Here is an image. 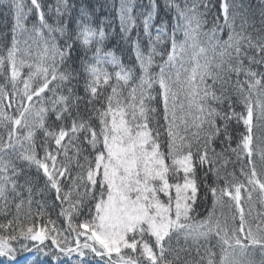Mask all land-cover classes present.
Wrapping results in <instances>:
<instances>
[{"label": "snow or ice", "instance_id": "6c2138e0", "mask_svg": "<svg viewBox=\"0 0 264 264\" xmlns=\"http://www.w3.org/2000/svg\"><path fill=\"white\" fill-rule=\"evenodd\" d=\"M0 3L15 21L11 46L6 57H0V76L4 77L5 85L11 84V92L0 85V216L11 215V219L0 221V258L14 262L18 254L34 252L27 264H37L38 258L45 257L50 258L51 264L65 260L88 264L97 259L104 264H179L173 239L179 243L183 237L185 247L179 251L191 254L194 250L200 257L184 264H205L201 247L207 254L206 264H217L209 247L214 235L222 253L218 264H264V219L253 227L247 219L250 212L246 215L242 207L245 198L242 190L246 191L249 203L257 189L258 199L264 201V176L258 178L253 160L258 148L259 158L264 161V139L254 134L255 127H264V71L251 67L264 66V36L253 42L250 35H244L249 21L246 13L240 11L242 4L221 0L223 24L217 16L213 26L203 31L208 10L214 7L208 0H184L183 7L176 0H163L166 12L174 10L171 31L167 21H162L153 38L150 29L159 11L156 0H149V10L141 6L135 15V0H119L118 5L114 0L112 6L124 37L136 29L134 54L141 75L139 83L134 84V68H126L113 51L104 50L107 37L115 31L112 20L103 18L99 28L93 27L91 14L82 7L76 27L71 29V8L75 5H69L68 0H57L55 8L49 5L47 12L42 10L39 0H31L27 10L24 0H0ZM201 5L204 11H200ZM33 8L38 20L29 27L26 21ZM53 12L55 16L50 23L47 17ZM105 23L111 26L110 32L105 31ZM141 24L149 41L147 56L139 44ZM224 28L229 30L227 40L220 39ZM33 35L40 40H32ZM202 36L206 37L208 47L202 46ZM166 40L170 49L158 51L157 46ZM33 44L37 45L38 59L29 63ZM246 49H255L256 54L249 55ZM155 56L162 60L158 73L151 72ZM77 58L85 79L84 97L76 94L78 84L73 83L81 77V72L72 67ZM245 58L248 67L243 63ZM106 65L119 69L115 72V84L109 85L112 76ZM25 68L27 74L22 75L21 69ZM221 73H236L237 77L244 74L246 89L237 80L243 112L235 111L230 97L211 91L217 80L222 79ZM209 77L212 85L207 84ZM53 82L55 87L50 88ZM65 83L71 85L68 94L57 95V89ZM102 84L109 85L111 93L106 97V107L92 109L99 121L97 128L91 123V116L83 118L79 106L85 100L91 105L99 102L104 96ZM153 84L159 86L156 95L150 91ZM45 90L56 96L50 101L51 110L44 106ZM209 98L221 107H212ZM225 99L227 110L222 107ZM13 103L15 115L5 110L12 108ZM157 103L162 104L167 152L161 142L160 110L153 106ZM49 111L55 115L53 124L47 122ZM67 120H71V127L66 126ZM233 120L245 127L243 133H238L236 148L231 147ZM181 126L185 132L189 127L196 131L191 136L181 135ZM38 129L44 137L39 145L44 152L42 157L37 154ZM221 136V151L217 152L214 145ZM65 137L67 143H62ZM49 140L54 141V146ZM84 144L94 155H84ZM229 151L238 161L245 155L251 170L246 171L240 161V174L245 180H239L233 172L229 174L232 179L225 177V186L218 188L215 181L208 183V177L212 174L219 180V169L214 165ZM168 159L170 164L166 163ZM18 163L25 167H18ZM33 167L45 178L40 191H55L67 229H60L48 218L43 202L36 201L37 210L32 211V185L38 176H25L22 184L18 177ZM201 187L206 190L203 197ZM19 188H26L27 199ZM9 192L13 193L11 198ZM208 192L213 197V209L204 220L194 224L190 213H195L198 199L207 200ZM224 197L230 198L229 204L238 210V226L236 214L230 223L228 217L222 220L215 213L217 205L223 207ZM85 214L87 219L75 223ZM146 237L153 238L154 247Z\"/></svg>", "mask_w": 264, "mask_h": 264}, {"label": "trees", "instance_id": "16d2710c", "mask_svg": "<svg viewBox=\"0 0 264 264\" xmlns=\"http://www.w3.org/2000/svg\"><path fill=\"white\" fill-rule=\"evenodd\" d=\"M40 3H42V10L47 12L48 6L51 5L53 8H55L57 4V0H39ZM119 0H115V3L118 5ZM157 4L159 5V11L156 15V18L153 22V25L151 27V33L152 37L155 38L156 33H157V26H159L162 21H167L168 23V31H171V25H172V18L174 14V10L171 12H166L164 9V3L163 0H156ZM177 3H180L181 6L183 7V2L184 0H176ZM236 3L242 4L244 7L240 11L245 12L247 19L249 21L248 25L245 26L244 30V35L248 36L250 35L253 39V42L256 41V38L258 36H264V0H235ZM24 3L26 5V10L27 7L31 6V0H24ZM69 5H75V7L71 8V19L69 20V27L71 29H75L76 24V18L80 16V10L82 7L86 8L87 11L91 14V25L93 27L99 28L100 26V21L103 18H107L108 20H112L113 24L115 26V31L111 33L107 37V40L104 45V50L105 51H113L114 54L120 58L121 63L127 68L131 67L134 68L135 70V77L136 79L132 82L134 84L139 83V77L141 75L140 68L138 65V62L136 60V56L134 54V44L133 40L136 38V29H133L130 35L125 38L124 34L120 31L119 27V22L117 19V14H116V9L112 6L114 3V0H68ZM208 3L210 5H214V7H210L208 10V13L205 17L206 23L204 25L203 31H208L213 25L212 21L217 17L220 16V23L223 24V17L220 15V3L221 0H208ZM136 7L134 8V15L136 11H139L141 9V6H143V9L145 11L149 10V0H135ZM200 11H204L203 5H201ZM55 16V12L51 16H48L47 19L49 20L50 23L53 22V17ZM62 19H67V17H64ZM38 20V14L33 8L31 14L28 16V19L26 21V24L31 27L34 23H36ZM139 23V20L137 21ZM15 21L13 18V14L8 12L7 7L0 3V57H6L7 55V48L11 46V40H12V28L14 25ZM237 25V31H240L239 25H240V20L237 19L236 22ZM105 31L110 32L111 31V26L105 23ZM228 28H224L223 32L221 33L220 39L221 40H227L228 39ZM26 38V37H25ZM182 38V37H180ZM32 40L34 41H39L40 37L33 35ZM63 43V41H61ZM201 43L202 46L208 47L206 43V37H201ZM247 41H245L246 45ZM139 44L141 47L142 52L144 53L145 56L148 55L149 52V41L148 38L144 35L143 33V26L142 24L140 25V38H139ZM170 49V42L165 41L163 45H158L157 50H163L167 52V50ZM249 55H255V49H246ZM82 55V51L80 52ZM208 56L211 57L212 53L209 51ZM166 58V56H165ZM38 59V52H37V45L33 44V56L32 58L29 59V63H35L36 60ZM155 64L153 65L151 72L152 73H158L159 72V67L158 65L162 63V60L159 56L154 57ZM233 63H235L233 61ZM244 65L246 67L249 66V61L245 58L243 61ZM187 67L190 68V65H186ZM73 68H76L78 71L81 72V77L79 81H73L74 84H78L76 87V94L79 96L84 97L85 92H84V83L85 79L83 76L82 69L79 67V59L77 58L76 63L72 65ZM106 70L111 74L112 79L109 82V85L115 84L116 79H115V72L118 71V68H114L111 65H106ZM251 67L257 69L258 71H264V66L260 65H251ZM6 70L7 66H6ZM27 68L21 69L22 75L27 74ZM222 79H218L215 85L212 87L211 91L216 92L217 95H220L223 93L226 97H230L236 112H243L244 107L241 103H239L238 100V88L239 85L237 84V80L243 84L244 88H247V84H244L243 82L245 81V76L243 73L237 77L236 73H230L228 75H225L224 73H221ZM122 83V82H121ZM207 84L212 85L213 81L209 77L207 79ZM0 85H5V80L3 76H0ZM109 85H103V92L104 96L101 98L99 102H97L95 105L88 104L85 101L80 102L79 106V111L83 118L87 120L90 116L92 117L91 123L95 125L97 128H99V121L96 119L95 115H93L92 109L93 108H103L106 107L107 101L106 97L111 93V87ZM6 88L11 92V84L5 85ZM71 85H68L65 83V85L57 89V95L58 94H64L67 95V88L70 87ZM131 85H129L130 87ZM19 87L22 89L23 85L20 84ZM50 88L55 87V82L51 83L49 85ZM152 91L153 95H156L159 92V86L158 84H153V88L150 90ZM125 96H127V88L124 89ZM42 98L45 101L44 106L47 107L48 109L51 110L52 104L50 103L51 100H54L56 96L53 94V92L45 90V93L42 94ZM159 99V97H157ZM35 101V97H34ZM209 104H211L212 107H221V105L217 104L215 101H212L209 98ZM37 107L40 105L37 104ZM153 106L157 107L160 110V131H161V142L164 144V151L167 152V147H166V142H167V132H166V125L163 120V111H162V104H154ZM228 106V100L225 99L223 108L224 110H227ZM59 107V106H57ZM6 111L9 112V114L15 115V103H13L12 108L10 109H5ZM73 114L75 115V109L73 110ZM189 121L191 122V118H189ZM47 122L49 124H53L55 122V115L53 112L49 111L48 113V119ZM71 120L65 121V124L67 127H71ZM219 123V121H218ZM254 125L257 124V122L254 120ZM264 123V122H262ZM56 131L59 130V123L56 122ZM196 129L194 127H189L187 132L184 131L183 126H181L180 132L181 135H188L191 136L192 133H194ZM230 131L233 134V139L231 142V147L236 148L237 144L239 143L240 137L238 136V133H243L245 131V127L243 123L237 124L235 120L230 122ZM254 134L256 137H260L261 139H264V127L258 126L254 128ZM43 131L42 130H37L36 133V144H37V154L38 156H43L44 152L43 149L39 147L40 143L43 141ZM81 142H83V135L80 137ZM223 139V136L220 137L219 140L215 141V149L217 152L221 151V144L220 140ZM68 138L65 137V141L62 143H67ZM48 143L50 145L54 146V141L49 140ZM86 151L84 152V155H94V153L91 152V149L87 144L83 145ZM69 154H72V149L69 148ZM224 160H227V163L224 164ZM253 160L255 163V167L257 170L258 178L264 176V161H261L259 158V150L257 148L256 151H254L253 155ZM240 161H243L244 164L243 166L245 167V170L250 173L251 166L247 164V158L245 155H241ZM238 161L237 156L231 151L225 153L224 158L219 160L214 167L219 169V180H215V177L212 174H209L208 177V183L209 184H214L218 188H223L225 186V177L227 179L231 180L232 177L229 175L233 172H235L236 177L239 180H245L244 176H241L240 174V168L242 167L241 162ZM82 162V161H81ZM166 163H171V160L168 159L166 160ZM223 165V166H222ZM18 167L24 168L25 166L23 164L18 163ZM77 169L75 168V161H73V173ZM199 175H202V172H198ZM25 176H30L33 178H36L38 176V179L35 180V183L32 185L33 193H32V199L34 203L32 204V211L35 212L37 210V203L36 201L43 202L45 205V210L46 213L48 214V218L56 222V226L59 227L60 229H67V221L65 217L60 215V210H61V205L60 202L56 200V193L54 190H49L47 192H41L40 189L44 188V176L41 173H37L35 168L33 167L30 170H26L25 173L21 176L18 177V182L23 183L25 180ZM10 187V186H9ZM250 187V186H248ZM18 191L21 192V195L23 198L27 199L28 197V192L26 188H19ZM206 190L201 187L200 190V196L203 197L204 192ZM258 192V189H257ZM257 192H253V197H252V202L249 203V201L246 199V191L242 190V197H245L242 199V207L245 210L247 219L252 222L253 227L257 223L260 222L261 219H264V201H261L257 197ZM13 196V193L9 192V197L11 198ZM162 199H165L162 197ZM229 199L228 197H224V205L221 207L220 205H217L215 208V213L218 217H220L222 220L226 216L229 218V222L231 223V217L236 214L237 215V220H236V225L238 226V210L234 209V207L229 204ZM15 202H18L15 201ZM196 211L195 213H190V215L193 216V221L192 223L196 224L199 223L200 221L204 220L208 216L209 210L213 209V197L210 192H208L207 200H202L198 199L197 204L194 206ZM24 211H27V205L24 207ZM11 212L14 214L15 213V207L14 204L11 206ZM87 215H81L75 223H79L85 219H87ZM6 219H11V215H8L7 217L0 216V221H6ZM40 223H43V220L40 221ZM150 243L153 244L154 247V240L151 237H146ZM83 240V237L81 238ZM201 244H204V241H201ZM185 247V241L183 237L179 239V243H177L176 239H173V248L177 251V254L180 257L179 264H184V261L189 260V259H199L200 257L196 256L195 251L193 250L191 254L187 252H180L179 249ZM209 247L211 248V251L215 253V260L218 264L219 258L221 253L220 247L217 244V238L213 235L212 238L210 239L209 242ZM130 251V250H127ZM35 255L34 252H22L18 254L16 260L14 262L7 261L5 258H0V264H27V261ZM115 256V253L113 254ZM201 256L205 257V264H206V259H207V254L204 251V248L201 247ZM78 258V257H77ZM257 258L258 255H257ZM169 259H172V256L169 255ZM37 264H51L50 258L45 257L43 260L37 259ZM61 264H72L71 261H61ZM88 264H104V262L95 260H90Z\"/></svg>", "mask_w": 264, "mask_h": 264}]
</instances>
